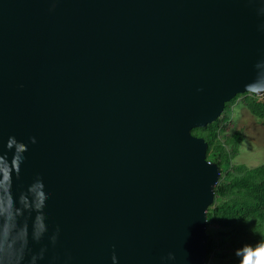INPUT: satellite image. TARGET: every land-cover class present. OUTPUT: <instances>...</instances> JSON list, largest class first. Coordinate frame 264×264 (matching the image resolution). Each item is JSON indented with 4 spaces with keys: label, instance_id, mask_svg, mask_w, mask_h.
Instances as JSON below:
<instances>
[{
    "label": "water",
    "instance_id": "1",
    "mask_svg": "<svg viewBox=\"0 0 264 264\" xmlns=\"http://www.w3.org/2000/svg\"><path fill=\"white\" fill-rule=\"evenodd\" d=\"M248 93L264 0H0V264H206L192 132Z\"/></svg>",
    "mask_w": 264,
    "mask_h": 264
},
{
    "label": "trees",
    "instance_id": "2",
    "mask_svg": "<svg viewBox=\"0 0 264 264\" xmlns=\"http://www.w3.org/2000/svg\"><path fill=\"white\" fill-rule=\"evenodd\" d=\"M240 98L252 117L264 122V101L258 102L248 93L228 103L215 123L192 132L206 140L208 161L222 173L215 202L208 211L207 229L211 234L208 233L206 264H242L246 248L255 250L264 244V164L252 169L233 164L245 137L234 130V121L226 112ZM232 131L230 137H222Z\"/></svg>",
    "mask_w": 264,
    "mask_h": 264
},
{
    "label": "rangeland",
    "instance_id": "3",
    "mask_svg": "<svg viewBox=\"0 0 264 264\" xmlns=\"http://www.w3.org/2000/svg\"><path fill=\"white\" fill-rule=\"evenodd\" d=\"M242 101L243 98H240L226 112L227 116L232 117L234 121V130L243 132L245 137L233 164L245 165L252 169L264 164V122L252 117ZM232 133L233 131L224 133L222 137H230ZM227 148L230 151V148ZM207 233L211 234L209 229H207ZM208 264L214 263L210 261Z\"/></svg>",
    "mask_w": 264,
    "mask_h": 264
},
{
    "label": "clouds",
    "instance_id": "4",
    "mask_svg": "<svg viewBox=\"0 0 264 264\" xmlns=\"http://www.w3.org/2000/svg\"><path fill=\"white\" fill-rule=\"evenodd\" d=\"M113 259L115 261V257ZM242 264H264V244H260L255 250L246 248Z\"/></svg>",
    "mask_w": 264,
    "mask_h": 264
},
{
    "label": "built area",
    "instance_id": "5",
    "mask_svg": "<svg viewBox=\"0 0 264 264\" xmlns=\"http://www.w3.org/2000/svg\"><path fill=\"white\" fill-rule=\"evenodd\" d=\"M255 97H256L258 102H263L264 101V93L261 96H255Z\"/></svg>",
    "mask_w": 264,
    "mask_h": 264
}]
</instances>
